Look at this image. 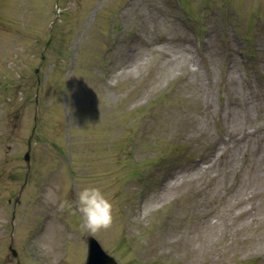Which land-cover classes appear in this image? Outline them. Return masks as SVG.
<instances>
[{
  "label": "rangeland",
  "instance_id": "1",
  "mask_svg": "<svg viewBox=\"0 0 264 264\" xmlns=\"http://www.w3.org/2000/svg\"><path fill=\"white\" fill-rule=\"evenodd\" d=\"M85 185L94 234L60 207ZM89 236L264 264V0H0V264H85Z\"/></svg>",
  "mask_w": 264,
  "mask_h": 264
},
{
  "label": "clouds",
  "instance_id": "2",
  "mask_svg": "<svg viewBox=\"0 0 264 264\" xmlns=\"http://www.w3.org/2000/svg\"><path fill=\"white\" fill-rule=\"evenodd\" d=\"M54 196L52 190L46 193V198L53 202H55ZM60 207L73 209L79 215L82 227L93 234L108 229L114 221V204L107 193L95 185L81 187L74 201L64 202Z\"/></svg>",
  "mask_w": 264,
  "mask_h": 264
},
{
  "label": "water",
  "instance_id": "3",
  "mask_svg": "<svg viewBox=\"0 0 264 264\" xmlns=\"http://www.w3.org/2000/svg\"><path fill=\"white\" fill-rule=\"evenodd\" d=\"M58 16L59 14H57L56 18H58ZM25 160L29 162L30 152L25 154ZM10 249L12 250L13 255L17 256V252L13 249L12 245L10 246ZM85 264H117V262L113 256L107 254L103 250L102 246L95 237L90 236L88 238V255Z\"/></svg>",
  "mask_w": 264,
  "mask_h": 264
},
{
  "label": "bare ground",
  "instance_id": "4",
  "mask_svg": "<svg viewBox=\"0 0 264 264\" xmlns=\"http://www.w3.org/2000/svg\"><path fill=\"white\" fill-rule=\"evenodd\" d=\"M244 213H245V212H244ZM244 213H243V214H244Z\"/></svg>",
  "mask_w": 264,
  "mask_h": 264
}]
</instances>
